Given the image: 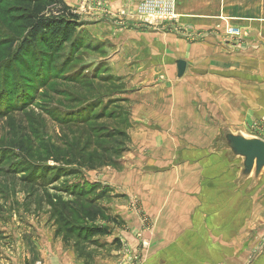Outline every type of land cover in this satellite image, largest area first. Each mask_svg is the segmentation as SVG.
<instances>
[{"label": "rangeland", "instance_id": "374dc122", "mask_svg": "<svg viewBox=\"0 0 264 264\" xmlns=\"http://www.w3.org/2000/svg\"><path fill=\"white\" fill-rule=\"evenodd\" d=\"M62 1L78 22L66 43L54 27L44 40L51 50L38 43L13 56L23 30L10 12L0 15V264H48L52 255L55 264H144L166 227L148 208L171 185L194 191L191 224L216 189L217 208L230 209L236 227L233 260L255 264L264 257V169L254 185L237 183L242 160L218 140L225 131L264 140V51L224 35L216 51H186L195 98L181 114L155 86L171 84L145 75L171 65L177 76L172 53L144 40L136 47L130 17L109 0ZM242 54L256 55L240 62ZM190 226L182 235L207 234Z\"/></svg>", "mask_w": 264, "mask_h": 264}, {"label": "crops", "instance_id": "0c3cea01", "mask_svg": "<svg viewBox=\"0 0 264 264\" xmlns=\"http://www.w3.org/2000/svg\"><path fill=\"white\" fill-rule=\"evenodd\" d=\"M109 1L114 12L121 13L123 11L128 15V18L130 17L128 21L132 26L130 30L131 35L134 36L136 47L144 40L147 45L146 49L148 48L155 52L161 49L164 50V53H172L171 58H175L176 62H185V71L179 78L181 79V83L176 81L178 75L176 76V70L171 65L169 66L168 73L164 76L155 77L154 73L145 74L147 76L146 79L149 77L151 82L158 81L155 84H171L167 89L161 85L155 86L161 91L166 90L168 95L172 94L173 97L170 98L172 100L175 99V104L178 107L180 105L183 107L182 110L181 108L179 110L181 114L186 113L185 100L195 98L193 87L186 84V82L193 84L195 80V76L187 73L188 62L185 54L186 51H216L219 49L218 44L224 35V27L226 25L240 28L245 34L246 39L244 41H232L235 45L239 43L242 47L246 46L244 50L264 51V0H174L173 19L170 21L151 22V24H148L136 13L137 6L143 0ZM187 30H190L189 32L192 34L205 35V42L189 43L184 41L181 32L185 33ZM215 45L216 47H214ZM240 49L243 51L242 48ZM233 50L237 51L235 48ZM255 55L253 54V56ZM253 56L242 54L239 56L243 57L240 59V62L247 61L248 57L253 58ZM233 59L238 60L237 55H233ZM190 92L192 97L190 96ZM177 106L171 112L174 115L178 113ZM190 107L188 106L187 108ZM142 110H144V106L140 104L136 105L137 114H140ZM167 188L169 190L173 189L174 193L172 192L167 200L161 197L152 201L150 209L148 208L152 216L160 219V222L162 221L166 227L162 231L156 228L157 235L155 234L152 238V248L145 256L144 264L247 263L245 262L246 258L233 260L232 250L234 249V241H236L234 239V228L236 227L227 218L230 209L221 208L222 206L217 208L216 189L213 192H208V195L205 196V199L208 201L206 204L208 209L204 213L203 219L199 218V221L191 224L189 218L193 211L191 209L195 203L193 198L194 191L185 190L186 193H180L178 192V188L172 185ZM190 225L198 229L203 227L207 234L204 237L198 234L182 235L185 230L191 227ZM175 242H178V244L173 245L172 243ZM203 243L207 244V247ZM198 249H206L207 256L196 255ZM217 252H220V254H216ZM52 256L49 260L46 258L45 262L55 264V257L53 256L54 258H52ZM69 259L65 261V264H72L71 261L69 262ZM263 259L264 257L258 259L255 264H264ZM103 262L105 263L106 260ZM106 264H115V262H106Z\"/></svg>", "mask_w": 264, "mask_h": 264}, {"label": "trees", "instance_id": "16d2710c", "mask_svg": "<svg viewBox=\"0 0 264 264\" xmlns=\"http://www.w3.org/2000/svg\"><path fill=\"white\" fill-rule=\"evenodd\" d=\"M2 5L7 7L0 8V15L4 17L10 12L23 30L20 46L13 56L22 55L25 48L36 49L38 43L51 50L48 40L45 45L44 40L54 37V27L61 43L68 42L78 22V16L62 0H0V7ZM50 9H56L58 15L47 16Z\"/></svg>", "mask_w": 264, "mask_h": 264}, {"label": "water", "instance_id": "95a60500", "mask_svg": "<svg viewBox=\"0 0 264 264\" xmlns=\"http://www.w3.org/2000/svg\"><path fill=\"white\" fill-rule=\"evenodd\" d=\"M176 68L178 77H181L186 68L185 62L177 61ZM218 144L220 148L228 151L231 159L240 158L242 160L236 182L243 183L251 178L252 185H254L264 169V140L225 131L218 140Z\"/></svg>", "mask_w": 264, "mask_h": 264}, {"label": "built area", "instance_id": "2783aa9c", "mask_svg": "<svg viewBox=\"0 0 264 264\" xmlns=\"http://www.w3.org/2000/svg\"><path fill=\"white\" fill-rule=\"evenodd\" d=\"M87 0H83L86 3ZM175 1L174 0H143L136 8L137 15L144 19L148 24L151 22L172 20L173 10ZM190 30L185 31L183 38L193 41L198 39H204L205 35L192 34ZM224 37L228 40H243L245 34L240 28L226 25L224 27Z\"/></svg>", "mask_w": 264, "mask_h": 264}]
</instances>
